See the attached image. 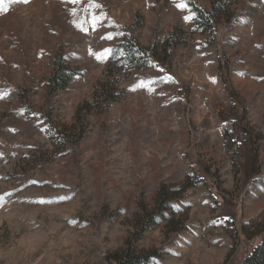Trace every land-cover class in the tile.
Segmentation results:
<instances>
[{
  "label": "rangeland",
  "instance_id": "rangeland-1",
  "mask_svg": "<svg viewBox=\"0 0 264 264\" xmlns=\"http://www.w3.org/2000/svg\"><path fill=\"white\" fill-rule=\"evenodd\" d=\"M188 1L5 0L0 264H240L260 241L264 0H224L213 34ZM124 32L157 59L118 56Z\"/></svg>",
  "mask_w": 264,
  "mask_h": 264
},
{
  "label": "trees",
  "instance_id": "trees-1",
  "mask_svg": "<svg viewBox=\"0 0 264 264\" xmlns=\"http://www.w3.org/2000/svg\"><path fill=\"white\" fill-rule=\"evenodd\" d=\"M223 2L224 0H210L207 6H203L193 0L188 1L190 9L196 16L198 27L202 30H208L213 34L216 33L219 23H229L231 19L230 9H226ZM114 51L118 56L132 63L135 67H144L148 61H155L157 59V53L154 47L140 44L136 38L128 32H124L121 35V39L114 45ZM65 74L62 66L56 60L51 71L52 81H64V78L68 76ZM66 82L67 79H65L63 84ZM74 127L73 125H62L60 127L52 125L53 130L60 135H64L63 133H66L68 129L73 130ZM163 190L164 187L158 190L156 195L157 198L161 195ZM148 257V254L132 253L130 248L106 255L107 264H139L147 260ZM240 264H264V233L260 241L249 249Z\"/></svg>",
  "mask_w": 264,
  "mask_h": 264
},
{
  "label": "snow or ice",
  "instance_id": "snow-or-ice-1",
  "mask_svg": "<svg viewBox=\"0 0 264 264\" xmlns=\"http://www.w3.org/2000/svg\"><path fill=\"white\" fill-rule=\"evenodd\" d=\"M4 2H5V0H0V8L3 7ZM22 2L27 3L28 0H22ZM74 2H75V0H74ZM177 7H179V8H183L184 5H183V4H178ZM185 19H186V20H187V19H190V17H186ZM108 38H111V37H108ZM105 51H106V52H109L110 50H105ZM0 199H2V197H0Z\"/></svg>",
  "mask_w": 264,
  "mask_h": 264
}]
</instances>
